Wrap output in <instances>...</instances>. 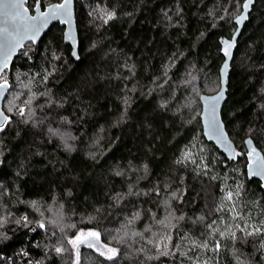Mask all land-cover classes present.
Instances as JSON below:
<instances>
[{
  "label": "trees",
  "instance_id": "1",
  "mask_svg": "<svg viewBox=\"0 0 264 264\" xmlns=\"http://www.w3.org/2000/svg\"><path fill=\"white\" fill-rule=\"evenodd\" d=\"M242 1L75 0L79 60L59 23L19 50L2 72L0 264H70L55 249L79 228L118 251L109 260L81 245L73 264H264V189L244 145L251 137L264 155V0L238 38L221 109L232 160L199 117ZM13 89L23 115L6 108Z\"/></svg>",
  "mask_w": 264,
  "mask_h": 264
},
{
  "label": "water",
  "instance_id": "2",
  "mask_svg": "<svg viewBox=\"0 0 264 264\" xmlns=\"http://www.w3.org/2000/svg\"><path fill=\"white\" fill-rule=\"evenodd\" d=\"M27 0H22L23 8L27 10L28 16H39L41 13L48 12L53 6L61 4L64 0L60 2H52L42 8L40 1L37 0L32 8L29 9L26 6ZM8 0H3V3H7ZM37 3H39V8L37 9ZM248 3V7L245 8L244 5ZM255 0H243L241 4L240 12L233 18V22L235 23V29L230 37H221L219 39L220 42V53L223 57V60L219 66V88L217 91L213 93H201L199 95V101L201 104V110L199 113L202 133L207 141L212 142L224 155L228 160H232L234 158V151H235V143L230 138L226 128L225 123L221 116V109L222 106L227 98V91H228V78L231 71V62L233 59L234 51L237 47V41L241 34L244 24L249 19V13L251 12ZM70 9V17L67 20L63 18H56L50 19L46 25H44L36 34L35 39H23L21 43L16 46L14 49H10L8 46V40L11 38L13 34L17 31H22V27L18 22H15L11 19L9 15L5 14V9L3 5L0 4V74L5 70L9 69L15 56L18 54L19 50L29 41L33 43H37L42 36L50 29L53 24L59 23L63 26V42L64 44L70 46V54L75 60H79L80 56L78 53V31H77V24H76V14H75V0H70L69 4ZM243 16L242 20L238 19L239 17ZM69 32H71V36H69ZM230 42L232 43V47L228 50L229 55L226 56L224 53V43L223 42ZM11 52L10 55L7 56V66H4V58L8 52ZM6 86L4 89L0 90V113H3V116H7L3 110V101L9 89V82L6 81ZM5 81L0 82V84H4ZM219 96V100L216 102V112H215V119L216 121L222 126L221 132L223 134V138L221 139L217 133L211 132L209 129V106L210 102ZM3 116H0V120L3 119ZM250 141V143H248ZM244 145L246 149V173L248 178H256L260 180L261 186L264 189V172H260L258 174H254L255 165L252 161L255 157H249L248 153L255 149L256 155H258L261 160H264V155L261 149L255 144L251 137H246L244 139ZM251 165V166H250Z\"/></svg>",
  "mask_w": 264,
  "mask_h": 264
},
{
  "label": "snow or ice",
  "instance_id": "3",
  "mask_svg": "<svg viewBox=\"0 0 264 264\" xmlns=\"http://www.w3.org/2000/svg\"><path fill=\"white\" fill-rule=\"evenodd\" d=\"M0 4L3 5V8L6 10L5 14L9 15L11 19L15 22H18L21 27L22 31H17L15 34L11 36V38L8 40V46L10 49H14L16 46H18L21 41L25 38L27 39H35L36 34H38L39 30L48 23L50 19H56V18H63L67 20L68 17H70V9L69 4L70 0H64L63 3L53 6L48 12L41 13L39 16H28L27 10L23 8L22 0H8L7 3H3V0H0ZM37 9L39 8V3H37ZM245 8L248 7V3L244 5ZM111 16H109V19ZM244 17L241 16L238 19L242 20ZM69 36H71V32H69ZM224 47V53L226 56L229 55V49L232 47V43L230 42H223ZM11 52L9 51L4 58V66H7V56L10 55ZM6 81L4 84H0V90L4 89L6 86ZM219 100V96L214 98L210 102L209 106V129L211 132H215L218 134V136L222 139L223 134L221 132V125L216 121L215 119V112H216V102ZM11 110V109H10ZM21 115H23V110L20 112ZM0 116H3V113H0ZM8 117L3 116V119L0 120V130L3 129V127L7 124ZM250 143V141L248 142ZM249 157H255V159L252 161V163L255 165L254 168V174H258L260 172H264V160H261V158L256 155L255 149H252L248 153ZM185 159L189 158L190 154L185 152L184 154ZM251 166V165H250ZM227 199H232V193H228ZM41 227H44L43 224L40 225ZM261 229H256L255 232H260ZM248 235H253L254 233H247ZM221 235H224V233H221ZM231 235H235L232 233ZM100 241V233L98 231L89 230L87 232L81 231L79 232L74 239H71L68 241L69 244L72 245L74 249H79L81 245H86L89 248H97L98 242ZM104 250H101L100 248H97V251H99V254L101 256H106L107 259L111 260L117 253V249L102 246ZM203 247H207V244H204ZM219 248V244L216 245V249ZM55 251L57 253H60L63 251L62 248H56ZM79 256V253L77 251V258Z\"/></svg>",
  "mask_w": 264,
  "mask_h": 264
},
{
  "label": "rangeland",
  "instance_id": "4",
  "mask_svg": "<svg viewBox=\"0 0 264 264\" xmlns=\"http://www.w3.org/2000/svg\"><path fill=\"white\" fill-rule=\"evenodd\" d=\"M28 8L30 9V7H28ZM2 81H7V79H6L5 75L2 76V73H1L0 74V82H2ZM207 84H209V83H207ZM17 95H18V91L15 90V89H13L11 91V93H10V97H9L8 104H6V108H7V110H8L9 113H12L13 114V113H15L18 110L19 111L24 110V106L17 101ZM47 210H48V212H47L48 215L46 217L49 218V219H50V215H57L58 214V211H57L56 207H54L53 205L52 206H49V208ZM49 213H50V215H49ZM9 216H10V214L1 213L0 214V221H2L3 223H4V221H6V223H8L9 222V219H8ZM89 230L97 231V229H95V228H79V229L76 230V232L74 234H70V235H68L66 237V246H64V247L62 246V249H63L62 253H64L65 255L67 253H70V255H69L70 256L69 259H71L70 260V264H73V261H74V253H75V251L77 249H74L72 247V245L68 243V241L71 240V239H74L79 232H81V231L87 232ZM105 245L107 247L115 248L118 251V247L116 245L112 244V243H105V242L101 243V242H98L97 248H100L101 250H104L102 246H105ZM97 248H94L95 251H97ZM97 252L99 253V251H97ZM104 257H106V256H104Z\"/></svg>",
  "mask_w": 264,
  "mask_h": 264
},
{
  "label": "built area",
  "instance_id": "5",
  "mask_svg": "<svg viewBox=\"0 0 264 264\" xmlns=\"http://www.w3.org/2000/svg\"><path fill=\"white\" fill-rule=\"evenodd\" d=\"M22 253H26V250H24V249H23V250H22ZM25 257H27V258H28V254H25ZM31 263H32V261H31V260H29V261H28V264H31Z\"/></svg>",
  "mask_w": 264,
  "mask_h": 264
}]
</instances>
